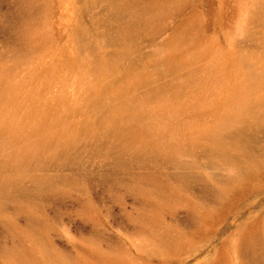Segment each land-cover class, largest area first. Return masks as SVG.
<instances>
[{
	"label": "rangeland",
	"instance_id": "obj_1",
	"mask_svg": "<svg viewBox=\"0 0 264 264\" xmlns=\"http://www.w3.org/2000/svg\"><path fill=\"white\" fill-rule=\"evenodd\" d=\"M0 264H264V0H0Z\"/></svg>",
	"mask_w": 264,
	"mask_h": 264
}]
</instances>
